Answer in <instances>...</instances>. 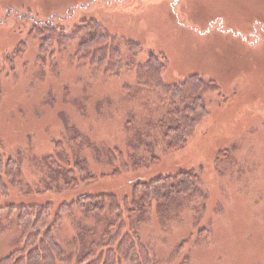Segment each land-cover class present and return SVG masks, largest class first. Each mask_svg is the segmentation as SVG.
Here are the masks:
<instances>
[{
  "label": "rangeland",
  "instance_id": "1",
  "mask_svg": "<svg viewBox=\"0 0 264 264\" xmlns=\"http://www.w3.org/2000/svg\"><path fill=\"white\" fill-rule=\"evenodd\" d=\"M90 21L115 37L118 76L78 62L79 40L39 63L33 26L69 34ZM126 41L136 43L133 52ZM149 55L163 63L165 83L197 75L205 84L207 115L178 149L164 134L180 100L136 79ZM66 134L91 145L71 153L79 169L71 175L57 167ZM0 157L18 164L0 206L55 209L112 195L156 264H264V0H0ZM182 171L193 194L130 214L132 180ZM110 201L102 196L90 211L61 216L52 233L66 256L58 264H78L107 231ZM17 216L0 214V260L21 247Z\"/></svg>",
  "mask_w": 264,
  "mask_h": 264
},
{
  "label": "trees",
  "instance_id": "2",
  "mask_svg": "<svg viewBox=\"0 0 264 264\" xmlns=\"http://www.w3.org/2000/svg\"><path fill=\"white\" fill-rule=\"evenodd\" d=\"M89 23H92L94 27L90 25L87 27ZM53 26L44 25L39 30L33 26L30 30L29 35L34 34L40 42L37 58L40 64L52 62L55 54L59 53L62 48L79 40L75 50V58L78 62L87 61L91 66L101 70L103 75L118 76V66L115 62L118 50L113 46L114 36L103 30L101 26L94 24V21L73 28L69 34H63L60 29ZM126 43L131 47L129 51L133 52V46L135 47L136 43L132 41H126ZM19 54L20 49L17 50L16 56ZM157 56L149 55L147 61L136 68V79L142 88L152 89L157 93L170 95L174 100H180L179 108L170 113L174 114L176 124L173 127H167L164 134L169 149H178L188 142L195 127L207 115L202 99L205 84L197 75H192L177 84L165 83L162 78L164 65ZM170 114L168 113V116ZM65 139L68 147L66 150L60 143H57L56 154L60 162L57 167L58 170L63 168V172L71 175L79 170L76 165L77 161L73 160L71 165V153L77 154V151L85 146L90 148L91 145L77 134L75 136L66 134ZM59 152H63L67 158L60 159ZM110 159L117 161L115 152L110 151ZM124 165L121 161L120 166ZM68 167H74V169L71 170ZM17 170L18 164L14 159L0 157V198L8 195V183L16 180ZM70 180L75 181L73 177ZM65 182L69 184L70 181ZM78 182L83 183V179L78 178L74 184ZM195 191L192 177L187 171L174 175H156L149 180L136 177L132 180L130 197L124 199V204L128 208V205L132 203L133 209L129 210L130 214L143 215L148 208L153 206L152 202L162 206L169 200H174V197L191 195ZM101 195L110 198L109 210L115 218L110 220L107 231L99 240L90 243L83 252L79 253L76 262L78 264H156L149 256L146 247L141 244L135 232L137 229L134 230L135 227L130 220L126 223L123 219L120 204L115 202L112 195L104 194L79 196L71 202L59 204L55 209L51 203L0 206V214L3 211L9 214L18 211L16 220L21 230L19 238L21 247L2 258L0 264L64 263L66 256L52 234L55 226L59 223L61 216L72 212L73 208L85 209L87 207L90 211L91 201L97 200L102 197ZM85 203H88L87 206L84 205ZM101 209L100 207L98 210ZM113 229L116 230L114 233L111 232Z\"/></svg>",
  "mask_w": 264,
  "mask_h": 264
}]
</instances>
